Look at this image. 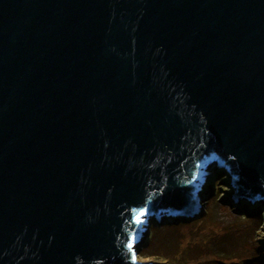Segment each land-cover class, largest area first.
<instances>
[{
  "label": "water",
  "instance_id": "water-1",
  "mask_svg": "<svg viewBox=\"0 0 264 264\" xmlns=\"http://www.w3.org/2000/svg\"><path fill=\"white\" fill-rule=\"evenodd\" d=\"M216 162L264 202V0H0V264H152Z\"/></svg>",
  "mask_w": 264,
  "mask_h": 264
},
{
  "label": "rangeland",
  "instance_id": "rangeland-1",
  "mask_svg": "<svg viewBox=\"0 0 264 264\" xmlns=\"http://www.w3.org/2000/svg\"><path fill=\"white\" fill-rule=\"evenodd\" d=\"M206 172L209 174L205 175L198 192L200 205L195 214L174 217L163 214L148 219L137 254L138 262L219 264L218 256H223L224 264H240L238 260L242 257L259 258L263 255L264 222L260 217L264 202L244 198L235 201L232 196L236 189L232 180L222 183V189L216 190L215 185L220 184L228 174L217 162L210 165ZM214 175L213 188L210 180ZM222 199H226L224 203ZM243 201H247L250 207H239ZM247 214L255 215L248 217ZM151 230L154 233L152 238ZM235 258L237 262H233Z\"/></svg>",
  "mask_w": 264,
  "mask_h": 264
},
{
  "label": "trees",
  "instance_id": "trees-1",
  "mask_svg": "<svg viewBox=\"0 0 264 264\" xmlns=\"http://www.w3.org/2000/svg\"><path fill=\"white\" fill-rule=\"evenodd\" d=\"M224 170V169H223ZM223 171H221V173H222ZM221 173H219V174H221ZM218 174V175H219ZM214 178H215V175L213 176V178L210 180V185H212L213 184V180H214ZM231 181V175L228 173L227 175H226V177L225 178H223L222 180H221V183L220 184H216L215 185V189L217 190H220V189H222V183H224V184H227L228 182H230ZM213 188H214V184H213ZM224 200H226V199H222V203H224L225 201ZM226 202H228V201H226ZM246 205H248L247 207H250L249 206V204L247 203V201H243V202H240V204H239V207H245ZM255 214H247V216L248 217H253ZM262 217V218H261ZM261 217H260V219L264 222V211H262V215H261ZM180 226H182V225H179V227ZM263 227H264V224H263ZM154 236V233H153V231L151 230V238ZM261 244H262V247L263 248H261V249H263V252H264V241H261ZM237 258H235V259H233V262H237V261H234V260H236ZM222 260H225V258L223 257V256H218V263L219 264H224L223 263V261ZM238 262H240V264H264V253H263V255L261 256V257H259V258H255L254 256L253 257H249V258H240L239 260H238ZM226 264V263H225ZM232 264H234V263H232Z\"/></svg>",
  "mask_w": 264,
  "mask_h": 264
},
{
  "label": "snow or ice",
  "instance_id": "snow-or-ice-1",
  "mask_svg": "<svg viewBox=\"0 0 264 264\" xmlns=\"http://www.w3.org/2000/svg\"><path fill=\"white\" fill-rule=\"evenodd\" d=\"M140 215H143V213H141ZM130 247H131V245H130Z\"/></svg>",
  "mask_w": 264,
  "mask_h": 264
}]
</instances>
